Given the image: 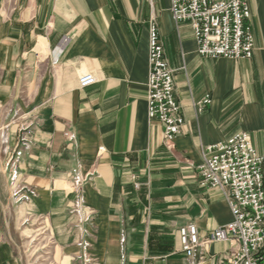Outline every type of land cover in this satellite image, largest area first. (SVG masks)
<instances>
[{"label":"crops","instance_id":"0c3cea01","mask_svg":"<svg viewBox=\"0 0 264 264\" xmlns=\"http://www.w3.org/2000/svg\"><path fill=\"white\" fill-rule=\"evenodd\" d=\"M169 2L0 0V264H25L29 221L52 241L51 264H220L229 252L218 242L186 257L178 230L194 224L203 240L231 220L225 191L199 185L204 147L245 131L264 158V0H248L254 49L237 60L199 56ZM151 21L185 118L171 151L147 119ZM83 73L97 82L80 89Z\"/></svg>","mask_w":264,"mask_h":264},{"label":"built area","instance_id":"2783aa9c","mask_svg":"<svg viewBox=\"0 0 264 264\" xmlns=\"http://www.w3.org/2000/svg\"><path fill=\"white\" fill-rule=\"evenodd\" d=\"M171 17L176 24L187 23L193 34L196 53L203 58L250 59L254 44L249 26L250 12L248 0H170ZM149 71L146 83L147 119L162 126V145L168 151L174 147L175 139L181 134L185 124L181 105L174 96L172 70L164 56L157 24H148ZM67 43L63 41L59 49L62 53ZM58 62L53 57L51 64ZM80 89L94 85L97 80L90 73L78 77ZM210 104L205 95L196 105L198 110ZM68 138V134H65ZM100 151L104 149L99 148ZM264 158L256 153L248 132H238L226 141L209 145L201 151V163L195 166L200 187L225 191L231 220L199 239L194 224L179 228L180 249L186 257L192 256L197 248L204 245L225 242L229 252L220 264H264ZM9 181H16L17 160L10 157L6 161ZM134 189L140 188L135 176H131ZM75 188V186H73ZM24 191L32 195L24 185L15 188L16 194ZM75 199L72 213L86 221L88 214L83 206L78 190L72 192ZM84 264H94L88 258Z\"/></svg>","mask_w":264,"mask_h":264},{"label":"rangeland","instance_id":"374dc122","mask_svg":"<svg viewBox=\"0 0 264 264\" xmlns=\"http://www.w3.org/2000/svg\"><path fill=\"white\" fill-rule=\"evenodd\" d=\"M39 222L35 221L33 225L29 223H25L23 229H34L33 230V238H31V231H29V238H23V248H22V259L25 264H51L52 261V252H51V240L48 238L46 233L41 234L43 231L42 227ZM40 233V235H39ZM35 234L39 236L36 237Z\"/></svg>","mask_w":264,"mask_h":264}]
</instances>
